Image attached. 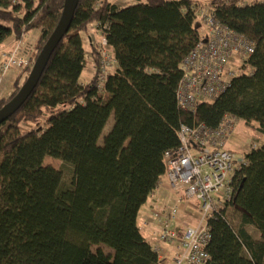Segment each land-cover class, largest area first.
Here are the masks:
<instances>
[{
  "label": "trees",
  "instance_id": "obj_1",
  "mask_svg": "<svg viewBox=\"0 0 264 264\" xmlns=\"http://www.w3.org/2000/svg\"><path fill=\"white\" fill-rule=\"evenodd\" d=\"M64 1L0 0V45L39 30L33 66ZM196 3L79 1L31 95L0 123V264H158L137 217L164 178V154L178 150L180 125L213 128L228 113L264 136V1L211 0L217 19L249 37L255 52L218 99L201 102L195 113L177 107L180 62L198 41ZM90 25L103 32L116 61L105 93L96 88L95 44L88 42L90 60L85 56L82 35L91 38ZM88 61L94 72L84 83L79 79ZM30 67L0 98V109L16 96ZM244 156L247 165L233 178L228 206L240 215L239 224L209 221V264H237L243 251V264H264V142ZM46 157L70 166L68 185L61 171L43 164ZM247 226L261 239L251 238Z\"/></svg>",
  "mask_w": 264,
  "mask_h": 264
},
{
  "label": "built area",
  "instance_id": "obj_2",
  "mask_svg": "<svg viewBox=\"0 0 264 264\" xmlns=\"http://www.w3.org/2000/svg\"><path fill=\"white\" fill-rule=\"evenodd\" d=\"M193 13L199 24L198 41L180 62L181 78L176 86L175 100L180 110L195 113L198 104L215 101L223 94L229 81L238 74L236 66L245 65L254 54L255 43L219 21L215 8L208 2L193 8ZM98 31L101 39L95 47L100 69L96 88L105 93L106 77L116 70V61L103 32ZM32 60L33 55L21 42L14 44L8 51L0 52V77L10 70L30 67ZM238 120L226 113L213 128L202 122L189 126L181 124L176 132L178 150L164 154L165 175L157 187H166L177 197L173 204L152 211L151 217L156 220L157 227L150 230L154 240L174 248L171 264H209V221L217 217L228 219L233 178L247 165L244 154L225 149V142L234 133ZM258 147L252 145L250 149ZM149 195V200L157 203L153 193ZM186 207L196 211L193 227L178 224L177 214ZM149 224L146 221L138 227L146 229ZM156 254L159 257V253Z\"/></svg>",
  "mask_w": 264,
  "mask_h": 264
},
{
  "label": "rangeland",
  "instance_id": "obj_3",
  "mask_svg": "<svg viewBox=\"0 0 264 264\" xmlns=\"http://www.w3.org/2000/svg\"><path fill=\"white\" fill-rule=\"evenodd\" d=\"M199 1H207V0H199ZM254 1L263 2L264 0H242L241 5H243L245 3L252 4V3H254ZM135 2L136 1H133V2H131V4L135 3ZM210 2H211V0L208 3H210ZM200 4L196 3V5L193 6V8L198 7ZM87 32H89L88 34H90V36H92L94 44H97L100 41L101 35H100V32L96 29L95 25H94V27L90 25ZM26 35L27 36L25 37L23 44H27L26 49H28L31 52V55H33L35 52V49L33 47L34 44H32V43H35L37 38L39 37V30H37V29L31 30ZM82 41L86 47V52H89V44L87 43V38H86L85 34L82 35ZM88 59L90 60V56H88ZM31 67H30V69H31ZM236 67H237L236 69L238 72L240 65L239 66L237 65ZM248 70H249V68H246V69H243L242 72L247 73ZM21 71H22V69L20 71L10 70V72H8L4 76L0 77L1 78L0 79V98L9 96V93L12 89V84H13V83H10L11 76L13 75L14 72H16V76H18L21 73ZM93 72H94L93 64L90 61H88L87 65L84 67V69L81 73L79 80L84 82V83L89 82L90 78L92 77ZM112 125H113V116H111L108 119V121L105 125L106 126L105 129L102 132V135L99 137L100 138L98 141L99 145L102 146L103 139H104L103 137L107 135L109 130L112 128ZM233 132L234 133L230 137H228L226 142H225V149L230 150L232 152H235L236 154L237 153L245 154V153L250 151V148L252 145L259 146L262 144V142H264V136L261 133L256 131L253 127H249V126L247 127L245 125V123L240 119L236 122V126H235V129ZM43 164L45 166L50 165L53 168H55L56 170L61 171L62 175H63V178H62L63 185L69 184V182L71 180V176H72L71 175V168L69 165L63 163L62 161L54 159L52 157H46L43 160ZM191 202H194V200H192ZM227 215H228V220H229L230 224L233 227L237 228V226L239 224V220H240V215H238L237 212L230 210V209L228 210ZM195 216H196V211L193 209V211L191 210L189 212L188 218H185L186 220H190V219L194 218V221L191 224H189L191 227H193V225H195V218H196ZM138 219L140 220V215H139ZM247 232L250 235V237L254 238L255 240L261 239L259 237L258 230L254 226L252 228L251 227L248 228ZM99 247H101L105 253H108V254L113 253V251H111L108 247H106L104 245H100ZM95 248L96 247H94V249ZM247 257H248L247 252L243 251L242 254L240 255V257L237 259V262H238L237 264L244 263V260H246Z\"/></svg>",
  "mask_w": 264,
  "mask_h": 264
},
{
  "label": "crops",
  "instance_id": "obj_4",
  "mask_svg": "<svg viewBox=\"0 0 264 264\" xmlns=\"http://www.w3.org/2000/svg\"><path fill=\"white\" fill-rule=\"evenodd\" d=\"M133 1H136V0H111L112 3L118 5L119 7H125L126 5L131 4V2H133ZM196 1L199 4L201 3L199 5V6H201L203 4H207V2H209L210 0H207V1L196 0ZM26 36L27 35L25 34L23 39L20 40V42L22 44L24 43L23 41H24ZM88 42L90 44L91 43L94 44L92 36L90 39H87V43ZM16 43H18V42H14L13 38L8 39L7 42L0 45V52L1 51H8L10 49V47ZM32 44H34V43H32ZM23 46L27 48V44H23ZM87 55L89 56L90 52H86V47H85V56H87ZM15 77H16V72H14L13 75L11 76L10 83L13 82ZM153 195L155 196L157 203H155V201H150V200H148L146 202V204L143 206V208L141 209V211L138 214V217L140 215V220L137 217L138 224L146 222V221H148L150 223L149 228L140 229V231H142L144 237L149 242H151L153 250L159 253V257H158L159 264H171L173 262L174 255H175L174 248L171 245L169 246L165 243L156 241L151 237V230L150 229L157 227V222H156V220L152 219L151 214H152V211L155 210V208L159 207V209H161L163 205L169 206V205L173 204L175 201V198L177 197V194H175V192H173L169 189L167 190L166 187H157L155 192L153 193ZM191 210L193 211V208L186 207V208H182L181 211L178 212V214H177L178 224L182 223V224H186V225L190 226L189 224H191L194 221V218H192L190 220H186L185 218H188L189 212ZM195 223H196V218H195ZM250 227L252 228L253 226H247L246 230L248 231V228H250ZM240 264H243V263H240Z\"/></svg>",
  "mask_w": 264,
  "mask_h": 264
},
{
  "label": "water",
  "instance_id": "obj_5",
  "mask_svg": "<svg viewBox=\"0 0 264 264\" xmlns=\"http://www.w3.org/2000/svg\"><path fill=\"white\" fill-rule=\"evenodd\" d=\"M80 0H65L62 8L61 16L58 20L52 35L44 43V47L36 56L33 63L31 72L28 75L25 83L22 85L21 89L18 91L16 96H14L8 103H6L0 109V123L7 120L13 113H15L23 102L31 95L30 93L34 90L38 84V80L45 71V66L50 60L51 54L54 52L56 45L63 38L70 27V19L76 10Z\"/></svg>",
  "mask_w": 264,
  "mask_h": 264
},
{
  "label": "bare ground",
  "instance_id": "obj_6",
  "mask_svg": "<svg viewBox=\"0 0 264 264\" xmlns=\"http://www.w3.org/2000/svg\"><path fill=\"white\" fill-rule=\"evenodd\" d=\"M245 155V154H244Z\"/></svg>",
  "mask_w": 264,
  "mask_h": 264
}]
</instances>
